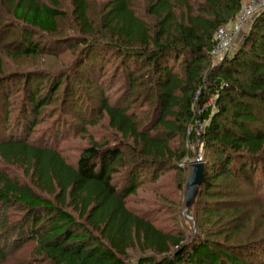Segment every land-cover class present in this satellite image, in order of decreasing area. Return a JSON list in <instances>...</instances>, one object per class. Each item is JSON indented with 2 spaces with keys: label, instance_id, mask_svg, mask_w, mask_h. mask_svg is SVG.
Segmentation results:
<instances>
[{
  "label": "trees",
  "instance_id": "obj_1",
  "mask_svg": "<svg viewBox=\"0 0 264 264\" xmlns=\"http://www.w3.org/2000/svg\"><path fill=\"white\" fill-rule=\"evenodd\" d=\"M51 1L5 0L16 21L44 33L57 32L58 18L63 15L55 5L57 0ZM146 1V12L154 18L152 25L135 11L132 0L109 1L100 25L115 40L111 47L124 68V102L112 104L101 92L96 110L90 104L84 107L85 100L79 101L76 110L67 100L62 104L63 115L70 112L82 124L95 112L105 113L114 132L132 139L129 156L125 143L121 147L91 140L76 164L68 162L56 143L66 137L69 126L62 127L59 119L36 141L30 140L40 108L52 98L46 93L39 96L38 90L25 92L14 120L13 113L6 112L0 126V163L26 167L30 182L0 170V213L14 206L23 216L11 223L4 211L0 259L6 257L10 245L19 248L35 243L33 258L43 257L48 264H260L244 252L239 255L218 244L207 231L193 239L165 231L149 215L128 207L127 198L136 194L147 171L157 174L184 159L187 150L178 152L172 140L177 136L195 139L200 123L205 124L200 138L211 156L205 162L201 187L210 194L217 180L226 176L263 190L264 10L245 31L241 47L226 55L207 80L204 70L216 44L215 33L237 18L244 0ZM88 6V0H75L73 6L84 40L98 32L89 20ZM24 40L21 55L40 51L31 39ZM103 51L95 47L101 56ZM142 58L144 62L138 61ZM132 59H137L133 66ZM172 60L183 66L180 72ZM105 68L101 66L100 72ZM239 72L247 78H238ZM1 76L0 84L5 77ZM145 79H150L149 86L144 85ZM55 86L51 92L59 87ZM146 86L145 102L152 105L150 121L144 126L131 100ZM2 87L8 101L13 90L8 84ZM214 94H218L215 104L219 110L213 114V106L204 109L203 105ZM190 126L193 129L188 134ZM121 171L124 178L117 179ZM239 212L234 206L231 214ZM204 214L207 219H218L224 213L207 205ZM254 244L249 250L260 247ZM137 248L141 256L128 262V251ZM257 254L264 258V252Z\"/></svg>",
  "mask_w": 264,
  "mask_h": 264
},
{
  "label": "rangeland",
  "instance_id": "obj_2",
  "mask_svg": "<svg viewBox=\"0 0 264 264\" xmlns=\"http://www.w3.org/2000/svg\"><path fill=\"white\" fill-rule=\"evenodd\" d=\"M41 1L53 4L51 0ZM109 1L111 0H88L89 20L98 32L89 35L87 40H84L81 37L83 33H81L80 26L73 14L75 0H57L55 5L63 15L58 18V31L50 33H44L16 21L10 14L9 6L5 0H0V76H5L3 83L0 84V126L4 125L6 112L13 113L12 120L18 115L24 103L25 92L38 90L39 96L46 93L45 95L52 97L51 102L40 108L38 123L30 140L36 141L41 133L50 129L52 123L59 119L58 124L61 126L66 124L69 128L65 131L66 137L56 143L57 148L68 162L74 164H76L81 150L89 145L91 140L101 145L119 144L121 147L122 143H125L127 156H129L130 147H133L132 139H123L121 134L111 129L108 116L105 113L100 115L95 112L87 116L88 122L82 124L78 117L71 115L70 112L63 115L62 111V104L65 103V100L74 110L80 107L79 101L81 100L86 101L83 103L84 107L90 104L96 110L101 101V92L108 96L112 104L123 103L126 99L124 68L120 65L116 49L111 47L115 40H112L107 32L100 29ZM132 2L139 16L152 25L154 18L146 12L148 2L146 0H132ZM253 21L254 19L245 26L241 33L236 35L232 47L227 52L211 53L204 70L207 80L214 76L212 73L223 63L226 55H232L235 50L241 47L245 31L251 27ZM24 37L35 42L40 51L30 56L21 55L25 42ZM96 46L104 49L103 57L95 52ZM133 60L137 59H132V66ZM138 61L144 62L145 60L142 58ZM171 64L174 65L177 72H180L183 67L174 60L171 61ZM101 66L106 67L102 72H100ZM237 74L236 76L242 80L247 78V74L244 76L245 73ZM149 81L150 79H145L144 85L149 86ZM4 83L13 90L12 97H9L8 101L2 95ZM55 85H59V87L51 92L50 89L56 87ZM147 94L146 86L141 88L140 92L136 93L131 100L132 109L136 110L140 120L145 122L144 126L151 118L152 104L145 102ZM217 97L218 94L210 96L203 105L204 109L207 106H213V114L217 112L219 110L215 104ZM204 125L200 123L195 128L197 132L195 139L177 136L172 140L175 150L178 152L183 149L187 150L184 159L173 162L172 165L158 171L157 174L151 175L147 171L146 176L143 177L136 189V194L127 198V206L141 215H149L147 217L165 231H173L188 239L199 232L207 231L218 244L229 247L239 255L240 252H244L245 255L257 260V263L264 264V258L259 259L257 256V253L264 252V188L257 190L251 185H247L242 179L222 176L217 180L214 191H211L210 194L200 186L198 196L191 204L192 206L187 208L186 186L193 168L192 164L200 161L209 162L211 157L204 140L200 138L204 132ZM192 129L193 127L190 126L188 134ZM0 170H6L7 174L19 178L21 181L30 182V177L26 174L27 168L22 165L0 163ZM259 171L258 177L262 174L260 169ZM116 178L123 179V171ZM209 195H215V197L209 199L207 198ZM207 205L224 213L222 218L207 219V215L204 214ZM234 206L240 208L239 213L231 214ZM4 211L7 212L11 223H15L23 217L20 210L14 206H10ZM4 211L0 213V219L3 217ZM253 243L260 247L249 250V245ZM35 248V243L25 244L19 248H13L10 245L6 250V257L0 259V264H48L43 257L36 260L33 258ZM141 254L139 248L130 249L127 254L128 262L138 259ZM262 255L264 256V254Z\"/></svg>",
  "mask_w": 264,
  "mask_h": 264
},
{
  "label": "built area",
  "instance_id": "obj_3",
  "mask_svg": "<svg viewBox=\"0 0 264 264\" xmlns=\"http://www.w3.org/2000/svg\"><path fill=\"white\" fill-rule=\"evenodd\" d=\"M240 9L234 21H229L217 29L212 54L225 53L232 47L236 35L264 10V0H244Z\"/></svg>",
  "mask_w": 264,
  "mask_h": 264
},
{
  "label": "water",
  "instance_id": "obj_4",
  "mask_svg": "<svg viewBox=\"0 0 264 264\" xmlns=\"http://www.w3.org/2000/svg\"><path fill=\"white\" fill-rule=\"evenodd\" d=\"M193 168L191 174L188 179V183L186 186V205L187 208L191 207L192 203L194 202L195 198L199 194V187L204 179L205 172V162H195L192 164Z\"/></svg>",
  "mask_w": 264,
  "mask_h": 264
}]
</instances>
